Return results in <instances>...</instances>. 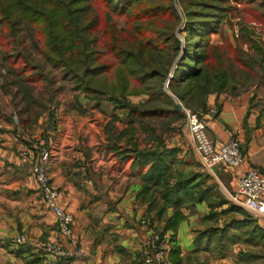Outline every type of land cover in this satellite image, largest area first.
Here are the masks:
<instances>
[{
	"label": "crops",
	"instance_id": "obj_1",
	"mask_svg": "<svg viewBox=\"0 0 264 264\" xmlns=\"http://www.w3.org/2000/svg\"><path fill=\"white\" fill-rule=\"evenodd\" d=\"M257 73L256 82L245 90L235 87L234 91L209 94L206 111L200 112L216 147L231 138L239 142L243 154L240 166L204 168L186 129V144L177 146L178 157L182 158L181 168L196 176L198 187L190 192V198L184 196L181 204L172 200L164 205L150 182L144 191L143 178L151 164L140 165L132 152L111 149L102 128L115 117L94 112L96 106L79 116L73 102L61 104L47 170L59 191L61 206L73 214L72 241L57 230L55 216L37 189L30 165L19 157L38 135L24 132V120L0 116V264H142L140 248L152 231H159L168 241L166 264H243L224 255L238 245L235 240L243 233L245 239L251 240L252 235L261 238L264 250L260 233L264 234V219L252 221L251 213H240L230 199L239 172L251 168L264 176V70ZM114 116L122 122L120 129L128 123L125 115ZM115 145L130 148L126 137ZM201 189L208 190L209 201L193 200ZM176 211L175 226H168ZM20 234L26 236V243L13 242ZM45 239L71 251L81 249L82 254L56 258L32 246ZM173 246L179 247L178 257H173L177 262L170 254ZM249 262L264 264V258L263 262Z\"/></svg>",
	"mask_w": 264,
	"mask_h": 264
},
{
	"label": "trees",
	"instance_id": "obj_2",
	"mask_svg": "<svg viewBox=\"0 0 264 264\" xmlns=\"http://www.w3.org/2000/svg\"><path fill=\"white\" fill-rule=\"evenodd\" d=\"M255 1L257 4L251 5ZM180 2L185 17L182 50L175 35L180 19L171 0H0V34L5 26L12 37L21 32L26 35L27 31L46 61L58 66L63 77L73 81L75 90L84 92L96 103H116L118 109L127 112L130 123L152 118L176 119L183 112L162 85L172 66L170 93L184 108L199 113L206 111L209 94L234 91L233 83L246 81L251 73L257 79L256 69L251 68L253 58L243 55L241 45L227 40L210 41L209 35L218 32L219 20L228 15L230 3H241L245 20H255L264 29V0ZM120 18L123 26L118 27ZM240 34L245 37L242 41H250L255 51L264 54L258 42L249 38L254 35L251 28L242 26ZM21 70L16 72V77L21 75L17 83L24 87L23 99L28 105L24 108L28 110L33 104L30 97L34 84L30 81L32 76H23ZM132 84L137 86V92L148 95L146 103L133 105L121 101ZM141 128L145 131L143 125ZM158 147L141 150L132 144L129 149L116 145L111 149L132 152L140 165L151 164L143 178L144 191L150 182L157 187L164 205L172 200L181 204L184 196L190 198V192L197 189L196 176L184 170L172 173L174 148ZM126 159L125 156L123 160ZM208 197V190L201 189L196 190L193 200L209 201ZM214 205L210 202V206ZM236 209L246 214L242 208ZM177 217L176 211L168 226H175ZM170 254L177 262L174 258L179 255V247L173 246Z\"/></svg>",
	"mask_w": 264,
	"mask_h": 264
},
{
	"label": "rangeland",
	"instance_id": "obj_3",
	"mask_svg": "<svg viewBox=\"0 0 264 264\" xmlns=\"http://www.w3.org/2000/svg\"><path fill=\"white\" fill-rule=\"evenodd\" d=\"M254 4H257V1L251 3V5ZM171 5L175 11L176 16H178L180 19L179 23L176 25L175 35L181 42L180 46L182 50L184 48L185 39V17L183 13V5L180 0H171ZM231 6H233V9L231 8ZM241 6V3L238 4L235 2H231L228 15L225 16V18H221L219 20L220 22L218 32L211 33L209 35V38L213 43L227 40L233 45H241L240 47L242 51H244L243 55H250V57L253 58L254 67H251L252 70L256 69L254 71L256 73L257 70L263 72L264 54H261L262 51H255L254 48L249 44L250 41H242V38L245 37H242V34H240V32L242 26L251 28L254 31V35L253 37L249 38L257 41L260 49L264 52V29L262 25L255 20H245V13L242 12ZM117 25L118 27L123 26V19H118ZM2 30V35L0 34V116L5 118L8 117L9 120L11 118H14L18 121L24 120V125L27 128V130L24 129V132L32 135H38L37 139H33L29 146H26V148L20 151L19 157L22 162L30 165V172L36 181L37 189L44 199L48 209L55 216V224L58 231L59 229L56 214L50 207V204L46 196L44 195L43 190H41V186L36 180V174L34 173L33 168L39 160L41 150L46 149L49 154L48 161L44 166L47 186L56 192V206L62 209L65 213L70 214L73 218V214L61 206L59 202V191L52 185L47 170L50 159V142L58 128V121L60 120V109L58 107L61 104L66 106V103L73 102L75 105L74 109L76 111L75 115L79 116L85 115L86 111H88L89 108L94 107L95 109L96 106L99 108H97V110L95 109L94 112H101L102 114H106L107 117H115L114 119H110L108 122H106V124L102 128L103 132H106V134H108L111 146H114L115 142L118 139L126 137L127 145L131 146L132 144H137L138 148H140L141 150L154 149L156 146H159L158 148L163 146L167 148H174L175 155L172 162V173L177 170L183 171V169L181 168V163L183 162L182 158L178 157L177 146H179L180 144H186V127L185 118L183 115L184 113L180 114L178 117H176V119L174 117H165L152 118L149 121H145L143 123H134L133 121L131 122L133 124V127H130L131 123L130 119L127 116V112L124 109H118L117 105H115L116 103L108 101H101V103H96L95 100L92 99V97H88V95H85L84 92L75 90L73 81L69 78H64L62 71L58 66H53L51 63L46 61L41 49L36 46L34 40L31 37H28L29 34L27 31L25 32L26 35L21 32L18 33L16 37H12L7 26H5ZM19 68L22 69L21 72L24 74L23 76H32L30 81H32L34 84L30 97V101L33 100V104H30L28 110H26L27 108H24V106L27 105V102L23 99L22 94L24 87L19 86L17 83V78H20L21 76L17 75L19 77H16V72H18L17 70H19ZM172 70L173 66L170 68V73L172 72ZM252 75V73L251 76L248 75V79L246 81H241L242 83L234 82V87L245 90V87L248 88V86H251L256 82V76L255 78H253ZM110 78L112 79V76H110ZM167 81H169L168 77H166L162 83L163 90L170 94L176 101V103L181 104V102L178 101V99L170 93ZM128 93L125 98H121L122 102L133 105H140L146 103L148 100V95L143 92H137V86H134V84L130 85V92ZM83 105L87 108H83ZM67 107H69V105ZM183 108L184 107L182 106V112ZM114 115H118L119 118H122L125 115L128 118V123L120 129L118 127V124L119 126H121L120 123L122 122L120 120L118 121V119H116L117 116ZM165 120L168 121L165 122ZM164 122L166 124H164ZM141 125H143V127L145 128V131L142 130ZM149 135H151L152 137H150ZM140 142L142 143V147L140 146ZM35 151H37V154L35 153ZM24 152H26L25 160H23ZM236 207L242 208L237 205ZM242 209L245 210L244 208ZM250 217L252 218V221L255 220L262 222L261 219L255 217L254 215L250 214ZM73 220L74 218L72 219V223ZM72 223L70 237L63 235L59 231L62 236L70 239L71 241L73 240ZM20 235H23L25 239L24 243H26V236L24 234ZM244 235L245 233L238 236V238H236L235 240L238 245L236 247L231 246L230 248H228V252H226L224 255L232 257L234 261H242L243 264H250L249 260L255 261V263L263 262L264 250L261 246L262 239H258L257 235H252L253 237L251 240L245 239V237L242 238V236ZM160 236L161 238H164L163 235L160 234ZM16 237H14L13 239H15ZM214 239L217 241V237H214ZM46 241L52 242L62 248L68 254V256H66V258L64 259H70L74 256H79L77 254L78 249L74 251L68 250L63 247L61 243L54 240H38L33 242L32 246L36 248V243ZM216 241L214 242L215 245H217L218 243ZM250 243L251 245L255 244L256 247H251L249 245ZM146 244H144L140 248V250H142ZM167 247L169 248L168 245ZM79 250L81 251V249ZM46 254L53 255V253ZM163 264H166V262Z\"/></svg>",
	"mask_w": 264,
	"mask_h": 264
},
{
	"label": "built area",
	"instance_id": "obj_4",
	"mask_svg": "<svg viewBox=\"0 0 264 264\" xmlns=\"http://www.w3.org/2000/svg\"><path fill=\"white\" fill-rule=\"evenodd\" d=\"M185 127L191 136L196 152L199 154L204 168L209 169L214 165L221 164L232 168H237L243 162V154L239 142L236 139H229L216 147L206 132L205 120L199 112L183 108ZM1 128V124H0ZM26 152L23 153V160L26 158ZM49 158L48 151L42 149L39 160L33 170L36 174V180L41 186L50 207L56 214L59 231L70 237L72 216L65 213L56 206V192L47 186L44 166ZM43 187V188H42ZM231 201L255 217L264 219V176L256 169H247L238 173L235 191L230 195ZM13 242L23 244L25 239L23 235L17 236ZM168 241L161 238L159 232L152 231L148 243L141 252L142 264H163L167 262ZM37 250L43 253H53L56 258H66L68 254L59 246L52 242L36 243ZM82 251L78 249L80 256Z\"/></svg>",
	"mask_w": 264,
	"mask_h": 264
},
{
	"label": "water",
	"instance_id": "obj_5",
	"mask_svg": "<svg viewBox=\"0 0 264 264\" xmlns=\"http://www.w3.org/2000/svg\"><path fill=\"white\" fill-rule=\"evenodd\" d=\"M173 71V70H172ZM172 73V72H171ZM171 73H170V75H169V78L171 77ZM168 78V79H169ZM167 83H168V81H167ZM177 107L179 108V109H182V105L180 104V103H177Z\"/></svg>",
	"mask_w": 264,
	"mask_h": 264
}]
</instances>
